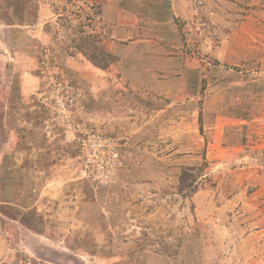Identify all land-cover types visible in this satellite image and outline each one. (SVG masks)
<instances>
[{
	"label": "rangeland",
	"instance_id": "1",
	"mask_svg": "<svg viewBox=\"0 0 264 264\" xmlns=\"http://www.w3.org/2000/svg\"><path fill=\"white\" fill-rule=\"evenodd\" d=\"M0 264H264V0H0Z\"/></svg>",
	"mask_w": 264,
	"mask_h": 264
},
{
	"label": "built area",
	"instance_id": "2",
	"mask_svg": "<svg viewBox=\"0 0 264 264\" xmlns=\"http://www.w3.org/2000/svg\"><path fill=\"white\" fill-rule=\"evenodd\" d=\"M61 85L62 83H59L58 87ZM66 99L68 101L59 99V112L69 116L67 106L72 107L73 99H69V96ZM73 124L82 134L79 140L83 152L81 158L85 162V174L88 177H94L93 179L99 182L113 181L120 162L118 139L100 131L88 128L84 130L75 120Z\"/></svg>",
	"mask_w": 264,
	"mask_h": 264
},
{
	"label": "trees",
	"instance_id": "3",
	"mask_svg": "<svg viewBox=\"0 0 264 264\" xmlns=\"http://www.w3.org/2000/svg\"><path fill=\"white\" fill-rule=\"evenodd\" d=\"M91 59L94 60V57L91 56ZM200 120H201L200 121V130L202 132V130H203L202 119L200 118ZM196 180H197V178L194 175H192L190 173V171L183 170L182 173H181V177H180V189L184 190V189H187V188H191L193 192L196 191L194 189V183H195Z\"/></svg>",
	"mask_w": 264,
	"mask_h": 264
}]
</instances>
